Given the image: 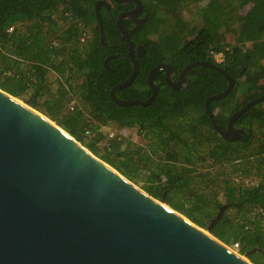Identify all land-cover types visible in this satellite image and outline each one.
I'll return each instance as SVG.
<instances>
[{"label": "trees", "instance_id": "16d2710c", "mask_svg": "<svg viewBox=\"0 0 264 264\" xmlns=\"http://www.w3.org/2000/svg\"><path fill=\"white\" fill-rule=\"evenodd\" d=\"M96 1L0 0V90L33 108L35 100L44 97V115L81 142L89 125L81 111L63 109L71 99L51 93L53 74L58 89L65 85L70 96L89 106L99 125L136 128L147 148L128 146L115 153L111 148L102 160L130 182L143 177L145 193L197 227L206 230L216 220L211 228L215 238L229 247L238 244L240 255L258 254L251 258L253 264H264V99L233 122L235 128H244L234 141L217 135L205 111L206 99L227 86V79L208 66L193 67L180 90L167 86L160 70L153 77L158 93L149 105L116 104L109 91L125 81L133 67L125 40L103 9L104 41L109 45L100 44L98 27H93ZM141 1L151 11L148 24L159 31V38L142 42L145 54L136 58L138 74L115 92L119 100H146L151 95L146 77L157 65L172 66L175 80L196 61L215 64L233 79L232 92L209 101L223 129L232 114L264 93V0ZM190 7L197 10L199 25L182 17ZM84 28L91 29L93 37L81 42ZM226 33H232L233 44L225 42ZM214 54H222L220 63ZM198 165L206 171L199 172ZM214 167L219 172L212 176ZM252 174L257 184L236 182Z\"/></svg>", "mask_w": 264, "mask_h": 264}, {"label": "water", "instance_id": "95a60500", "mask_svg": "<svg viewBox=\"0 0 264 264\" xmlns=\"http://www.w3.org/2000/svg\"><path fill=\"white\" fill-rule=\"evenodd\" d=\"M115 1L140 5L138 0ZM101 4L108 10L107 3L98 1L94 13L100 44L105 46ZM117 27L127 41L133 68L125 81L110 89L113 102L147 106L158 93L153 80L158 71H164L167 86L180 90L193 67L208 66L227 79L225 90L205 101L208 118L224 141L242 137L244 128H235L233 122L262 101L264 93L232 114L221 128L209 101L226 97L234 82L212 63H189L176 82L173 67L161 63L147 74L151 95L146 100H119L115 92L133 82L138 65L120 16ZM138 49L140 57L144 49ZM163 204L27 103L0 90V264H251L213 236L216 220L205 230L209 236Z\"/></svg>", "mask_w": 264, "mask_h": 264}, {"label": "rangeland", "instance_id": "374dc122", "mask_svg": "<svg viewBox=\"0 0 264 264\" xmlns=\"http://www.w3.org/2000/svg\"><path fill=\"white\" fill-rule=\"evenodd\" d=\"M196 11L197 10H195L192 7L187 8L183 11L182 17L185 18V20H188V23H190L191 25H193V24L199 25L201 23V20L199 18V15L196 14ZM163 14L166 16V18L170 17V13L167 10H163ZM91 35H92L91 30L84 28L83 34L80 37L82 39L81 42L82 41L86 42L87 40H89ZM148 36H150V38L153 40L154 39L157 40L159 38V31H158V33L151 34V33H147V30H145L143 33L140 34V37L143 39L147 38ZM51 40H54L53 37H51ZM224 40L228 44H233L234 43V37H233L232 33L224 34ZM54 43H56V41ZM49 78H50V81L48 82L50 84L49 89H50L52 94H54L57 97L59 96V97L63 98L64 96H66V98L71 99L69 103L63 105V107H64L63 109H65L66 111L69 110L70 103L73 102L74 109L82 112V114H83L82 119L85 122V124L89 125V127H85V128L83 127L84 128V132L82 134L83 139L81 142H78V143L82 147L87 149L93 156H95L99 160L103 161L102 157L106 154V152H109L111 150V148H113V150H114L113 153H115L119 150H122L128 146L130 147L131 150H134L136 147H140L142 149L147 148L146 139L138 133V130L136 128H125V127H120L117 124H111V123L106 124L104 126L99 125L93 119V116L90 114L89 106H87V105L82 106V104L76 98L77 96L76 97L70 96L69 92L67 90V87L65 85L61 86V90L58 89L59 85L57 86L58 83H56V81H54V75L53 74L49 75ZM81 81L82 80L79 79L77 81V83L79 84ZM61 83H63V82H61ZM43 100H44V97L36 99L35 103H34L35 104L34 108H33V106H30L28 103L27 104L33 110H35V111L41 113L43 116H45L43 113V108H42ZM21 101H23V100H21ZM85 131H89V134L86 135ZM134 158H136L135 160H141L140 156H138V155H135ZM262 158L264 160V157H262ZM142 162H143L142 165L145 166V164H146L145 161H142ZM202 167H204V166H202V165L197 166L199 172H205L206 171ZM217 170H218V167L212 168L210 170L211 175L213 176L216 172L218 173L219 171H217ZM224 170H225L224 171L225 173H228L229 168L225 167ZM233 178H235V177H233ZM131 182L135 186H137L138 188H140L142 190L143 177L140 176ZM236 182L241 183V185L250 186L252 184L253 185L257 184L258 179L256 178V175L252 174L249 178H239L236 180ZM164 204H166V203H164ZM203 230H205V229H203ZM229 248L232 249V246ZM234 251H235V253L239 254L237 250H234ZM240 256L244 257L245 259H247V261H249L251 264H253L251 258L259 256V255L253 254L250 257L245 256V255H240Z\"/></svg>", "mask_w": 264, "mask_h": 264}, {"label": "flooded vegetation", "instance_id": "af4514ba", "mask_svg": "<svg viewBox=\"0 0 264 264\" xmlns=\"http://www.w3.org/2000/svg\"><path fill=\"white\" fill-rule=\"evenodd\" d=\"M98 1L99 2L103 1V2L107 3V5H108V10L105 7V5H103V4L99 5L100 16H101V11L103 9L105 11L106 18H108V21H114V24H115L117 30H118L117 19L120 16L121 25H122L123 29L126 30L127 34L130 36L131 41H132V45L135 49V52H134L135 61H136V58H140L141 56H143L145 54V47L142 44V42L144 40H153V39H151L150 36L143 39L140 37V34L143 33L145 30H147V33H151V34L158 33V31H156V32L153 31L152 26L150 24H148V18H149L150 12H151L149 10V8H147L146 5L143 4V2L141 0H138L140 5H137L135 2L119 3L115 0H97L96 2H98ZM93 10H94V6H93ZM94 15H95V13H94ZM101 20H102V16H101ZM95 22L96 23L93 24V27H96V26L98 27V23H97L96 18H95ZM91 32H92V30H91ZM118 33H119V38L124 39L126 44H127L125 37H123L121 35L119 30H118ZM92 37H93V35L90 36V38H92ZM99 42H100V40H99ZM108 45H109V43L105 42V46H103V47H106ZM141 47H142V49H144V54L141 55L140 57H137L136 53L142 52L140 49L137 50V48H141ZM109 57L110 56H108L105 60H108ZM127 59L131 64V61H130V58L128 55V45H127ZM106 63H107V61H106ZM175 74L176 73L174 70V72L172 73V80H173V77ZM180 74L176 77L175 80H173L174 82L178 81ZM146 80H147V77H146ZM186 82H187V76H186ZM186 82L182 83V87H183V85L186 84Z\"/></svg>", "mask_w": 264, "mask_h": 264}, {"label": "built area", "instance_id": "2783aa9c", "mask_svg": "<svg viewBox=\"0 0 264 264\" xmlns=\"http://www.w3.org/2000/svg\"><path fill=\"white\" fill-rule=\"evenodd\" d=\"M12 30H13V27L11 26V27H9V28L6 30V32H7V33H11ZM213 57H214L216 63H220V62L222 61V58H223V57H222V54H214ZM73 107H74L73 102H71V103H70V106H69V109H73ZM85 134L88 135V134H89V131H85ZM232 249H233V250H237V249H238V244H236V243L233 244Z\"/></svg>", "mask_w": 264, "mask_h": 264}, {"label": "bare ground", "instance_id": "6f19581e", "mask_svg": "<svg viewBox=\"0 0 264 264\" xmlns=\"http://www.w3.org/2000/svg\"><path fill=\"white\" fill-rule=\"evenodd\" d=\"M35 111V110H34ZM37 112V111H36ZM37 113H39V112H37ZM41 114V113H40ZM42 115V114H41ZM87 150V149H86ZM88 151V150H87ZM132 183V182H131ZM133 184V183H132ZM134 185V184H133ZM137 187V186H136ZM138 188V187H137ZM163 206H165L166 207V205L165 204H163ZM201 229V228H200ZM203 233H205V234H207V235H209L205 230H201ZM210 236V235H209ZM231 250H233V249H231ZM234 251V250H233ZM235 252V251H234ZM242 257V256H241ZM244 260H246L247 261V259H245L244 257H242ZM249 262V261H248Z\"/></svg>", "mask_w": 264, "mask_h": 264}]
</instances>
